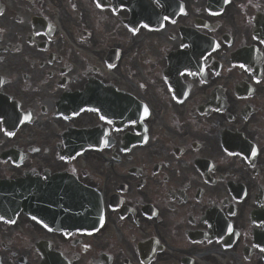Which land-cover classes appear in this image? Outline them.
Listing matches in <instances>:
<instances>
[{
    "label": "flooded vegetation",
    "instance_id": "1",
    "mask_svg": "<svg viewBox=\"0 0 264 264\" xmlns=\"http://www.w3.org/2000/svg\"><path fill=\"white\" fill-rule=\"evenodd\" d=\"M103 5L0 0V264H264V0Z\"/></svg>",
    "mask_w": 264,
    "mask_h": 264
},
{
    "label": "snow or ice",
    "instance_id": "2",
    "mask_svg": "<svg viewBox=\"0 0 264 264\" xmlns=\"http://www.w3.org/2000/svg\"><path fill=\"white\" fill-rule=\"evenodd\" d=\"M95 6H96V8L97 9H101V10H103V7H104V5H103V0H95ZM117 11V9H113V12L115 13ZM173 23H174V21H173ZM145 28H147L148 27V25L147 24H145V25H143ZM132 31H133V34H135V29H132ZM261 43H264V39H261V41H260ZM110 67H112L111 65H110ZM241 67H243V65H241ZM257 82H259V81H257ZM144 113H145V115H147L148 114V108H147V106H145L144 107ZM27 119H29V117H25V120H27ZM100 119L101 120H104L105 119V117L104 116H101L100 117ZM109 123H111V121H108ZM6 135H14V133H6ZM146 142V141H145ZM105 144H107V141H105ZM256 149L255 148H253L252 149V153H253V155H256ZM230 155L232 154V153H229ZM61 159H63V157H61ZM33 219L35 220L36 219V217H33ZM0 220H4V217L3 216H0ZM101 220H103V217H101ZM7 223H15V221H11V220H9V221H6ZM44 227H48L46 224L44 225ZM49 231H51V229H49ZM229 231H231V226H229ZM89 235H91V233H88ZM262 252H264V248H261L260 249Z\"/></svg>",
    "mask_w": 264,
    "mask_h": 264
},
{
    "label": "water",
    "instance_id": "3",
    "mask_svg": "<svg viewBox=\"0 0 264 264\" xmlns=\"http://www.w3.org/2000/svg\"><path fill=\"white\" fill-rule=\"evenodd\" d=\"M35 215V214H34Z\"/></svg>",
    "mask_w": 264,
    "mask_h": 264
}]
</instances>
